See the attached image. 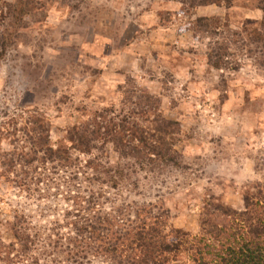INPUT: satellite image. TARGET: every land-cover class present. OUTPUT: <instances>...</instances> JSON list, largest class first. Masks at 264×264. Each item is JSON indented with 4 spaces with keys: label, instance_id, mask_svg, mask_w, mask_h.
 Returning a JSON list of instances; mask_svg holds the SVG:
<instances>
[{
    "label": "rangeland",
    "instance_id": "obj_1",
    "mask_svg": "<svg viewBox=\"0 0 264 264\" xmlns=\"http://www.w3.org/2000/svg\"><path fill=\"white\" fill-rule=\"evenodd\" d=\"M215 1L34 0L21 16L19 0H0V264L50 262L78 195L198 235L207 206L243 211L264 188V0ZM204 18L219 21L196 28ZM128 115L179 124V167H137V184L115 191L94 158L75 154L67 168L39 148ZM98 156L119 163L112 147ZM16 217L39 239L28 254L10 250Z\"/></svg>",
    "mask_w": 264,
    "mask_h": 264
},
{
    "label": "trees",
    "instance_id": "obj_2",
    "mask_svg": "<svg viewBox=\"0 0 264 264\" xmlns=\"http://www.w3.org/2000/svg\"><path fill=\"white\" fill-rule=\"evenodd\" d=\"M33 1L19 0V15L30 14ZM233 1L215 3L231 6ZM217 21L204 18L194 24L208 30ZM216 67L221 68L219 64ZM136 120L128 115L118 122L111 119L94 126L78 125L70 129L63 144L52 147L46 140L39 148L52 162H64L67 168L75 167V154L94 158L96 163L90 164V169L107 178L102 186L115 191L129 182L137 184L132 181L140 173L137 167L143 171L150 165L153 173L156 168L179 167L173 153L179 124L160 116L147 127L141 119ZM106 147L115 150L117 165L103 163L98 156ZM13 173L10 169L2 176L9 181ZM76 198L80 202L66 216L70 223L69 233L62 239L65 244L60 246L57 241L48 245L53 253L46 264H264V188L246 196L243 211L216 204L207 206L198 235L170 227L164 217L154 215L151 209L127 206V212L106 213L95 195ZM21 224L18 217L11 223L16 243L10 250L18 255L28 254L39 242ZM60 247L64 250L58 253ZM59 255L63 257L55 259Z\"/></svg>",
    "mask_w": 264,
    "mask_h": 264
}]
</instances>
